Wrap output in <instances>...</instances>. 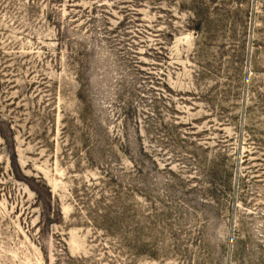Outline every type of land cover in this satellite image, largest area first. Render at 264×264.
I'll use <instances>...</instances> for the list:
<instances>
[{
  "label": "rangeland",
  "instance_id": "374dc122",
  "mask_svg": "<svg viewBox=\"0 0 264 264\" xmlns=\"http://www.w3.org/2000/svg\"><path fill=\"white\" fill-rule=\"evenodd\" d=\"M0 264H264V0H0Z\"/></svg>",
  "mask_w": 264,
  "mask_h": 264
}]
</instances>
